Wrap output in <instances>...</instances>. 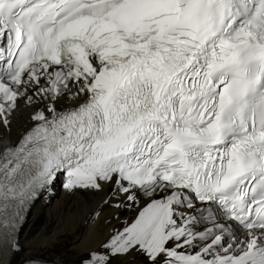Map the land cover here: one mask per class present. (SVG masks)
<instances>
[{"label": "snow or ice", "instance_id": "1", "mask_svg": "<svg viewBox=\"0 0 264 264\" xmlns=\"http://www.w3.org/2000/svg\"><path fill=\"white\" fill-rule=\"evenodd\" d=\"M21 101L36 109L0 150V264L60 176L147 201L84 264H264V0H0L8 133Z\"/></svg>", "mask_w": 264, "mask_h": 264}, {"label": "bare ground", "instance_id": "2", "mask_svg": "<svg viewBox=\"0 0 264 264\" xmlns=\"http://www.w3.org/2000/svg\"><path fill=\"white\" fill-rule=\"evenodd\" d=\"M21 107L12 115L15 122L11 132L0 127L1 146L10 138L15 143L22 132L32 126L31 114L36 106ZM64 101H60L63 104ZM59 106V105H58ZM18 129V130H17ZM111 186H107L105 192ZM105 192L71 195L63 188L62 179H58L51 192H44L31 206L27 213L22 230L19 233L22 250L13 257V264H21L29 258H38L63 264H82L89 259V253L99 250L112 234L124 222H131L139 209L146 203L142 193L137 192L138 202L133 203L116 193L118 199L104 204ZM121 203L120 207L113 206ZM99 211V217L95 213ZM93 217L89 220V217ZM113 264H148L146 258L138 253L127 257H115Z\"/></svg>", "mask_w": 264, "mask_h": 264}, {"label": "rangeland", "instance_id": "3", "mask_svg": "<svg viewBox=\"0 0 264 264\" xmlns=\"http://www.w3.org/2000/svg\"><path fill=\"white\" fill-rule=\"evenodd\" d=\"M11 126L14 128V129H16V125H15V122L13 121V123L11 124ZM0 127H3V125H1L0 124ZM18 130V129H17ZM3 131H6L5 129L3 130ZM6 141H8V139L6 140ZM1 144H2V142H1V140H0V146H1ZM19 240H21V239H19Z\"/></svg>", "mask_w": 264, "mask_h": 264}]
</instances>
